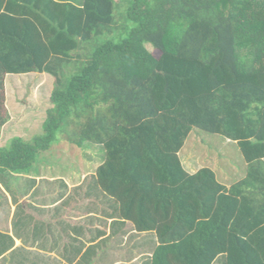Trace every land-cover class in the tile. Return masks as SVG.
I'll list each match as a JSON object with an SVG mask.
<instances>
[{"label": "trees", "instance_id": "obj_1", "mask_svg": "<svg viewBox=\"0 0 264 264\" xmlns=\"http://www.w3.org/2000/svg\"><path fill=\"white\" fill-rule=\"evenodd\" d=\"M30 73L54 78L50 106L0 147L1 183L57 140L98 146L89 187L155 234L153 264H264V0H0V137L6 76ZM193 129L234 142L244 177L188 172Z\"/></svg>", "mask_w": 264, "mask_h": 264}, {"label": "crops", "instance_id": "obj_2", "mask_svg": "<svg viewBox=\"0 0 264 264\" xmlns=\"http://www.w3.org/2000/svg\"><path fill=\"white\" fill-rule=\"evenodd\" d=\"M31 74L7 75L6 89ZM46 165L0 182V264H153L154 233H138L92 183H66Z\"/></svg>", "mask_w": 264, "mask_h": 264}, {"label": "rangeland", "instance_id": "obj_3", "mask_svg": "<svg viewBox=\"0 0 264 264\" xmlns=\"http://www.w3.org/2000/svg\"><path fill=\"white\" fill-rule=\"evenodd\" d=\"M146 48L149 52L157 54L151 45L146 44ZM83 52L84 50L77 53L84 58ZM80 61L82 59L76 57L75 61L65 68L66 75L74 72L79 66L77 62ZM14 83L9 81L6 89V106L12 120L4 129L0 145H3L13 133L19 134L25 140L42 133L46 109L50 106L48 98L54 88V78L46 73H33L26 79L19 80L17 84ZM101 151L98 146L85 144L78 148L66 140H57L52 143L50 149L38 156L33 170H39L41 165L47 164L53 167H48L46 170L49 172L45 173L63 177L66 183L81 182L82 185L88 182L87 175L94 172L104 157L101 156ZM179 157L188 172L194 173L201 168H211L217 179L227 186L245 175L246 166L239 148L234 142L219 135L193 129ZM55 166L56 169L60 167L59 170L53 171Z\"/></svg>", "mask_w": 264, "mask_h": 264}]
</instances>
